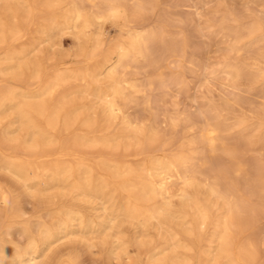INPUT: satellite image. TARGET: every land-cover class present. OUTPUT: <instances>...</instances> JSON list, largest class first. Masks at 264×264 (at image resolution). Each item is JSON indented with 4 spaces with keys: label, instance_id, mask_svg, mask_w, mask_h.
I'll return each instance as SVG.
<instances>
[{
    "label": "rangeland",
    "instance_id": "1",
    "mask_svg": "<svg viewBox=\"0 0 264 264\" xmlns=\"http://www.w3.org/2000/svg\"><path fill=\"white\" fill-rule=\"evenodd\" d=\"M126 1L129 11L126 9L125 19L129 21L130 26L136 21H141L146 24V29L161 28L165 32L164 42L157 45L159 48L157 51L163 58V69H160V74H163L157 78L155 72L142 63L134 64L133 68L119 70L118 75L137 83L138 91L126 88L125 93L129 94H126L129 99L126 100L127 103L122 101V112L111 122V128L115 126L113 128L115 131L111 132L122 129L120 132L128 135L129 132L124 128L123 122L129 119L134 127L152 128L157 133L154 134L155 136L152 135L155 137L153 140L143 139V142L137 146L134 143L129 146L127 137L121 138V143L112 142L113 144L110 145L108 143H74L76 136L87 133L78 121L72 125L74 128L71 127L64 132L60 130L53 132L56 140L52 143L47 142L41 149L35 148L34 151L31 149V142L26 148L21 145L22 143L14 144L13 140L21 135L23 137L24 132L22 128H18L19 124L14 122L15 114L0 110V185L8 190L7 201L3 202L0 199V249H6L13 256L16 252L24 250L28 246L29 238H41L43 229L55 228L56 219L63 216L61 210L65 208L79 210L86 220L90 221V218L93 220V223L89 225L84 222L79 226L75 222L77 225L75 223L70 225L65 233L55 232L53 229L56 233L53 238L60 239L42 252L33 264H152L145 249L137 244L138 241L142 239L158 241L161 236L171 238L170 233L179 229V219L168 217L163 225L159 220L153 219L147 226L123 221L122 218L112 220L110 209L103 208L100 198L85 197L78 195L77 192L74 194L70 188L59 183L50 184L47 190L40 191L37 186L30 189L25 180L9 168V162L17 161L15 159L24 162L28 159L44 162L45 159L44 163L49 164L53 162L62 164L66 161V163L75 164L77 159V161H85L87 165L97 166L96 178L100 179L109 175L110 162L127 161L138 167L144 159L151 160L163 155L171 156L180 150L189 153L198 149L207 155L208 159L211 158L214 161L217 159L218 162L219 158L221 161L219 167L227 169L233 163L232 157L223 153L221 149L215 153L209 152L210 146L203 142L200 144V137L198 138L209 121H222L229 126L227 131H223L225 141L230 142V145L239 140L235 143L238 155H241L242 159L251 166H258L257 168H260L258 170L262 172L264 170V0ZM137 1H143L144 4L148 2L146 3L148 7L146 6V10L141 15L134 14L132 10ZM113 23L109 19H102L93 24L94 26L88 27L85 36L72 30H65L57 36L58 39L37 43L30 57H35V64H41L42 69L39 75L33 78L30 73L20 72L16 68L0 70V91L3 89L0 97L6 91L12 90L18 93L17 99L21 101L25 93L42 91L46 84L53 81L57 73L66 70L75 74L74 71L77 70L76 74L82 77L97 70L99 66H96L109 56L111 52L109 49L126 35L124 30H120V22H116L117 26ZM252 23L258 24L260 29L254 36H244L237 42V31L246 32V27L253 26ZM34 35L39 37L37 33ZM96 36L98 42L100 40L98 46ZM26 37L28 38L29 35L23 36L21 42L26 41ZM173 38L180 42L181 51L176 56L167 50ZM19 41L12 43L9 47H20ZM236 45L242 48H234ZM9 47H0V59L5 56ZM228 65L240 67L243 78L240 77L235 81L231 79L226 72ZM3 66L4 64L0 63V69ZM97 76L94 78L89 75L85 79L69 78L54 93L55 102L65 99L64 101H69L68 103H78L87 112L85 114L89 116L88 118H97L103 122L106 117L105 105L98 98V93L100 91L109 93L114 79L106 78L105 75ZM87 87L89 91L86 92ZM150 133L153 132L150 131ZM239 136L244 142L238 139ZM131 138L133 137L130 136ZM191 138L198 142L196 144L200 146V150L196 144L193 146L189 143ZM131 140L134 142V138ZM182 143L186 147H183ZM31 150L35 153L30 158ZM252 176L261 178L259 174ZM212 177L206 179L204 175H198L195 185L189 190L190 194L192 193L190 196L192 199L200 200L209 198L213 210L218 208L221 213L224 211L222 206L217 205L215 198L209 194V187L214 180ZM238 179L236 174L231 175L234 183ZM29 184L34 185L32 182ZM182 184L180 182L176 183V186L173 185V195L169 196L174 210L177 211L184 209L185 205L179 191L184 187ZM243 195L255 205L259 217L255 219V222L248 224L251 228L245 225L249 228L246 229L244 226L239 235L237 233L236 238H264V195L253 197L246 191H243ZM213 210H211L210 223L205 227L194 224V233L201 232L199 238H218L217 231L220 229L218 222L221 218L218 212ZM187 226L192 227L191 224ZM182 237L185 238L184 235ZM116 238H124L129 249V251L128 249L121 251L119 257L111 253L112 246L116 244ZM199 250L196 253L195 264H198Z\"/></svg>",
    "mask_w": 264,
    "mask_h": 264
},
{
    "label": "bare ground",
    "instance_id": "2",
    "mask_svg": "<svg viewBox=\"0 0 264 264\" xmlns=\"http://www.w3.org/2000/svg\"><path fill=\"white\" fill-rule=\"evenodd\" d=\"M123 1L125 2V0H0V47H9L12 43L14 44L19 40L21 43L20 47L17 46L18 48L9 47L4 57L1 55L0 63H3L4 66L0 70L13 68L15 70L16 68L20 72L26 71L30 73L33 78L37 77L42 68L40 63L35 64V57H30L32 49L35 48L37 43L57 38L65 30H72L84 35L86 29L91 25L94 26L93 24L102 19H109L114 22V26L118 25L116 22H120V30L126 32V35L118 40L113 48L109 49L111 50L109 56L100 65L96 66H99L97 70L88 74H86V71L84 72L86 75H82V77H80V74H76L77 70L74 71L75 74L71 73L72 71H59L60 73H57L53 81L48 85L46 84L42 91L25 93L22 95L21 101L17 99L18 93L12 90L6 91L0 97V110L10 111L15 114L14 122L18 123V128H22L24 132H22L24 134L23 137L21 135V137L13 140L15 145L22 143L21 145L26 148L27 144L31 142V149H34V151L35 148L41 149L43 144L52 143L56 140V137L52 134L53 132H57V130L64 132L71 129V127L74 128L72 125L78 121L86 129L87 133L76 136L75 142L72 140L74 143H108L110 145L112 142H115V144L121 143V138L127 137L129 146L133 143L137 146L143 142V139L145 141L153 140L157 133L152 128L134 127L129 119L123 122L125 124L124 128L129 132L128 135L121 133L122 129H120L121 132L119 130L111 132L115 131L113 129L115 126L111 128V122L117 119L119 117L118 114L122 112V101L127 103L126 100L129 99V94L125 93L126 88L137 90L138 87L137 83L129 78L118 75L119 70L133 68L134 64L142 63L144 66L150 67L157 78L163 74H160V69H163V58L162 54L157 51L159 50L157 45L164 42L165 32L161 28L146 29V24L136 21L138 18L135 20V24L130 26L129 21L125 19L126 9L129 11L128 3ZM126 3L127 6L125 5ZM146 3L148 2L146 1ZM146 3L144 4L143 1L135 2L132 8L134 14L141 15L148 7ZM131 4L133 5V3ZM132 10L130 11L132 12ZM259 29L260 26L258 24H253V26L246 27L245 33L237 31V42L243 39L244 36H254ZM36 33L39 36L38 38L34 35ZM28 35L29 37L25 38L26 41L21 42L23 36ZM99 43L100 40L99 42L97 40V46ZM234 48L241 49L242 46L236 45ZM167 50L173 56L179 55L178 53L181 51L179 40L173 38ZM226 72L234 81L243 75L241 68L236 65H230ZM89 75L94 78L96 75H105L106 78L114 79L109 93L107 91L98 93V98L105 105L106 117L103 122L97 118H88L89 116H86L87 112L78 103H68L69 101L65 102V99L55 102L54 99L56 98L54 93L69 78L79 79L80 77L85 79ZM85 91H89V88L87 87ZM81 118H83L82 121ZM227 128L229 129V126L222 121H209L200 132L201 135L198 136V138L200 137V144L203 142L207 143L208 147L210 146L209 152L215 153V151L221 149L223 153L232 157L233 163L227 169L219 167L221 166V161H219L218 157V162L217 159L215 161L211 158L208 159V156L202 151H198V149L189 153L180 150V152L171 156L163 155L160 157L156 156L151 160L144 159L143 161L141 160L142 162L138 164V167L127 161H118L119 163H117L115 160L116 163H109V175L100 179L96 178L97 166L96 168L95 166L87 165L85 161H77V159L75 164L66 163L67 161L63 162L64 164H58L59 162L49 164L44 163L45 159L43 160L44 162H40V160L39 162L30 161L28 158L25 162L15 159L17 161L9 162V168L22 177L30 189L37 186L40 191L47 190L50 184L59 183L70 188L73 193L77 192L78 195L100 198L103 208L105 210L110 209L112 220L122 218L123 221L147 226L153 219L159 220L162 225L168 217L179 219V229L170 233L171 238H162L161 236L158 241H155V239L138 241L137 244L145 249L152 264H195L198 249H200L198 264H264V238H236L237 233L239 235L245 225L255 222V219L259 217L255 205L251 203V200L244 198L243 191L248 192L253 197H262L264 195V170L262 172V170H258L260 169L257 168L258 166H251L244 161L245 159H242L241 155H238L235 143H238L239 140L230 145V142L225 141L223 131H227ZM150 131L153 133L149 134ZM130 136L134 138V142L131 140L133 138L130 139ZM240 137L238 139H241ZM241 140L243 141V139ZM196 142V140L191 138L189 143L196 146L198 144ZM190 148L192 150L191 146ZM198 148L200 150V146ZM32 151H30L31 155L29 154L30 158L35 153ZM233 174H236L239 178L236 183L231 180V175ZM253 174L257 176L259 174L261 178H254ZM198 175H204L206 179L213 176L214 180H212L213 182H211L209 187V194L215 198L217 205L220 204L222 206L223 212L220 213L218 208L213 210V205L209 198L204 200L191 198L190 195L192 193L190 194L189 190L195 185ZM31 182L34 185L31 186L29 184ZM180 182L184 185L179 191L185 205L184 209L177 211L174 210L169 196L173 195L172 187ZM7 191L4 186L0 185V199L3 202L8 199ZM211 210L213 212L217 211L219 218H221V221L218 222L220 226L217 231L219 233L218 238H199L201 232L197 231V234H195L193 226L195 223L204 225V227L209 224L212 218ZM61 211L63 216L56 219L55 228L47 227L43 229L41 238H29L28 246L24 250L16 252L13 256L6 249H0V263L33 264L42 255V252H45L46 249H49L60 239L53 238L56 234L55 232L65 233L68 227L75 222L79 226L84 222H86V225L93 223L91 218L90 221L86 220L79 210L65 208ZM77 224L75 223V225ZM187 224H191L192 227H188ZM53 229H55V232ZM211 232L210 234H212ZM127 244L124 238H116V244L111 248L112 255L118 256L121 251L127 250Z\"/></svg>",
    "mask_w": 264,
    "mask_h": 264
}]
</instances>
